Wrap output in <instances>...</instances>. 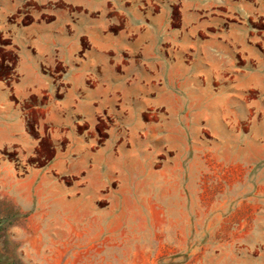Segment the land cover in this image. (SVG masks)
Returning <instances> with one entry per match:
<instances>
[{
	"label": "rangeland",
	"instance_id": "rangeland-1",
	"mask_svg": "<svg viewBox=\"0 0 264 264\" xmlns=\"http://www.w3.org/2000/svg\"><path fill=\"white\" fill-rule=\"evenodd\" d=\"M220 11L188 22L175 7L174 44L156 52L163 61L127 60L129 91L95 127L100 145L113 142L121 170L94 207L101 229L55 238L52 253V208L0 195V264H264V21ZM233 23L241 27L231 31ZM49 158L8 156L22 175ZM41 216L37 234L30 226Z\"/></svg>",
	"mask_w": 264,
	"mask_h": 264
},
{
	"label": "crops",
	"instance_id": "crops-1",
	"mask_svg": "<svg viewBox=\"0 0 264 264\" xmlns=\"http://www.w3.org/2000/svg\"><path fill=\"white\" fill-rule=\"evenodd\" d=\"M152 1L159 7L142 0H0V195L14 206L52 208L45 232H53L52 253L60 249L55 238L85 239L101 229L94 207L121 170L113 142L100 145L95 127L129 91L127 60L163 61L156 52L174 44L175 7L188 22L211 9L264 21V0ZM238 26L233 23L230 30ZM142 47L156 51L138 54ZM9 54L14 62L5 57ZM7 65L10 70L1 77ZM43 152L50 154L47 163L24 175L8 159L11 153L27 158ZM128 174L135 188L134 168ZM61 177L71 184H63ZM25 189L35 192L33 198ZM43 190L48 197L40 194ZM44 218L32 221L33 232L39 234ZM38 244L30 245L36 251Z\"/></svg>",
	"mask_w": 264,
	"mask_h": 264
}]
</instances>
